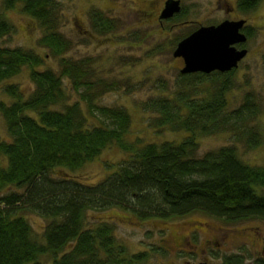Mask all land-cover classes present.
I'll return each mask as SVG.
<instances>
[{"label":"trees","instance_id":"trees-1","mask_svg":"<svg viewBox=\"0 0 264 264\" xmlns=\"http://www.w3.org/2000/svg\"><path fill=\"white\" fill-rule=\"evenodd\" d=\"M260 2L237 0L236 8L248 14ZM15 9L38 24L37 46L59 59V72L38 69L44 59L34 49L0 44V83L26 67L34 85L27 97L17 85H5L3 92L11 100L0 102L10 137L9 141L0 138V264H38L43 256L51 257L53 264H135L144 259L143 255L129 258L109 224L87 227L88 211L119 208L141 221L180 219L195 213L230 223L264 220V194L260 193L264 167L245 163L235 146L197 155L201 135L228 133L249 150L263 144L264 112L253 97L245 95L234 109L228 103L234 69L181 74L173 97L157 95L144 102L143 110L155 114L151 128L184 131L188 136L177 144L140 147L126 140L132 122L126 109L96 104L116 84L100 78L90 60L63 57L72 42L59 31L58 3L1 0L0 41L15 31L5 14ZM182 15L181 10L173 20ZM91 19L94 33L115 29L102 12L95 11ZM243 32L248 37L247 28ZM63 79L69 81V89ZM71 92L76 95L73 103H69ZM81 102L100 124L89 121ZM113 145L128 159L104 180L93 184L67 176ZM58 168L64 176L54 178L52 173ZM26 214L47 221L43 243L34 238Z\"/></svg>","mask_w":264,"mask_h":264},{"label":"rangeland","instance_id":"rangeland-1","mask_svg":"<svg viewBox=\"0 0 264 264\" xmlns=\"http://www.w3.org/2000/svg\"><path fill=\"white\" fill-rule=\"evenodd\" d=\"M54 1L59 5V31L72 42L71 49L63 57L74 61L90 60L100 78L116 84V89L105 92L96 104L109 108L121 107L128 111L132 120L126 136L128 142H137L140 147L163 142L177 144L188 136L184 131H156L151 128L149 123L155 114L144 111L142 104L157 95L173 97L178 90L184 66L181 58L173 56L178 43L201 26H216L225 20H246L249 33L248 41L242 46L247 49L248 54L230 76L233 82V87L227 94L230 108L238 107L245 95L249 94L264 112V0L248 14L237 10V0H179L182 17L163 21L159 16L167 0ZM95 11L102 12V15L112 20L115 29L111 33L101 35L93 32L91 16ZM5 14L15 31L0 41L1 46L34 49L44 59V64L38 69H52L58 73L59 59L48 54L49 50L37 46L41 37L38 24L21 9L7 11ZM29 73V68L25 67L16 77L0 83V102L10 103L11 99L3 92L4 86L8 84L17 85L25 97L31 94L34 85L30 81ZM63 84L70 88L67 79H63ZM75 101L76 95L71 92L69 103ZM81 106L89 115L86 105L81 102ZM261 119L264 121V116H261ZM89 121L100 124L97 118L91 116ZM256 123L250 122V125ZM0 138L10 140L1 115ZM226 146H235L239 157L245 163L264 167V141L261 146L249 150L235 142L228 133L198 136L197 155L200 157ZM126 159L128 154L113 145L82 169L68 171L67 176L95 184L114 172L116 166ZM62 170L55 169L53 177L64 176ZM260 193L264 194V190ZM26 217L34 238L43 243L47 221L36 214H26ZM194 220L247 229L246 232L252 234L260 231L264 237V220L261 219L230 223L195 213L180 219L141 221L119 208L88 211L86 214L89 228H95L101 223L109 224L117 243L125 247L129 258L134 255L144 256L142 261H136L135 264H197L201 261L208 264H227L226 262L233 261H239V264H264V256L259 254L264 244L260 243L255 247L250 244H226L222 250H215L211 256L199 255L198 248L194 249V253L188 252L189 249H185L186 252L179 251L172 241L188 227L184 225L186 222ZM182 235L187 236L186 231L182 232ZM188 240L199 246L198 240L192 237H188ZM38 264H53V260L49 256H43L39 258Z\"/></svg>","mask_w":264,"mask_h":264},{"label":"water","instance_id":"water-1","mask_svg":"<svg viewBox=\"0 0 264 264\" xmlns=\"http://www.w3.org/2000/svg\"><path fill=\"white\" fill-rule=\"evenodd\" d=\"M182 10L179 0H167L159 19L170 20ZM246 20H225L216 26H201L191 35L180 41L173 53L181 58L184 66L181 74L226 73L236 69L247 56V49L236 46L247 42L242 32ZM208 264V263H199Z\"/></svg>","mask_w":264,"mask_h":264},{"label":"flooded vegetation","instance_id":"flooded-vegetation-1","mask_svg":"<svg viewBox=\"0 0 264 264\" xmlns=\"http://www.w3.org/2000/svg\"><path fill=\"white\" fill-rule=\"evenodd\" d=\"M247 25V22H246ZM246 26L244 27V29ZM243 29V30H244ZM243 32V31H242ZM244 33V32H243ZM245 34V33H244ZM246 35V34H245ZM247 37V35H246ZM248 39V37H247ZM243 45L236 46L238 49H244ZM186 227L176 238L172 241L175 248H179V251L186 252L185 249H189L188 252L194 253V249L198 248V254L202 256H211L217 249L222 250L224 245H249L257 246V243L264 244V237L259 232L247 233V229L230 228L223 224H214L206 222L205 220L189 221L184 224ZM183 225V226H184ZM186 231L187 236L182 235V232ZM204 235V236H202ZM188 237L194 238L199 241V246L193 245ZM262 250V251H261ZM259 254L264 256V245L262 246ZM208 253V254H207ZM258 253V251H256ZM203 263V261L199 262ZM197 263V264H199ZM206 263V262H205Z\"/></svg>","mask_w":264,"mask_h":264}]
</instances>
